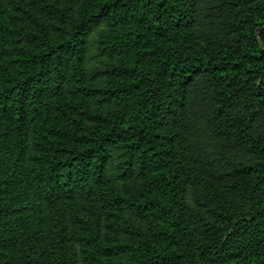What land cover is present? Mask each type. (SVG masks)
I'll list each match as a JSON object with an SVG mask.
<instances>
[{
  "label": "trees",
  "instance_id": "1",
  "mask_svg": "<svg viewBox=\"0 0 264 264\" xmlns=\"http://www.w3.org/2000/svg\"><path fill=\"white\" fill-rule=\"evenodd\" d=\"M0 264H264V0H0Z\"/></svg>",
  "mask_w": 264,
  "mask_h": 264
}]
</instances>
